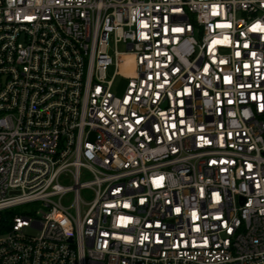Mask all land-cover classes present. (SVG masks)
Returning a JSON list of instances; mask_svg holds the SVG:
<instances>
[{
	"label": "built area",
	"instance_id": "obj_1",
	"mask_svg": "<svg viewBox=\"0 0 264 264\" xmlns=\"http://www.w3.org/2000/svg\"><path fill=\"white\" fill-rule=\"evenodd\" d=\"M0 264H264V0H0Z\"/></svg>",
	"mask_w": 264,
	"mask_h": 264
},
{
	"label": "rangeland",
	"instance_id": "obj_2",
	"mask_svg": "<svg viewBox=\"0 0 264 264\" xmlns=\"http://www.w3.org/2000/svg\"><path fill=\"white\" fill-rule=\"evenodd\" d=\"M126 65H122V70H125ZM130 68L133 69V60L130 61ZM83 193L87 199H90L92 197V193L88 190H83ZM17 212H20L22 210L21 207H17L15 209Z\"/></svg>",
	"mask_w": 264,
	"mask_h": 264
}]
</instances>
